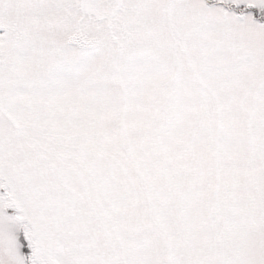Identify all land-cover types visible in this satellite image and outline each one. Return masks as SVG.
<instances>
[{
  "label": "snow or ice",
  "instance_id": "6c2138e0",
  "mask_svg": "<svg viewBox=\"0 0 264 264\" xmlns=\"http://www.w3.org/2000/svg\"><path fill=\"white\" fill-rule=\"evenodd\" d=\"M0 264H264V0H0Z\"/></svg>",
  "mask_w": 264,
  "mask_h": 264
}]
</instances>
